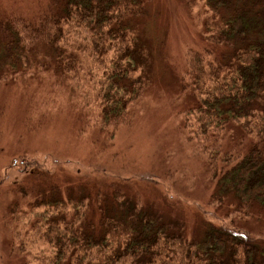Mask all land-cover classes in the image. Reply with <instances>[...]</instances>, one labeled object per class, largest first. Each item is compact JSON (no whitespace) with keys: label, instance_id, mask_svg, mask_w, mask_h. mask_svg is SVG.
I'll return each instance as SVG.
<instances>
[{"label":"rangeland","instance_id":"rangeland-1","mask_svg":"<svg viewBox=\"0 0 264 264\" xmlns=\"http://www.w3.org/2000/svg\"><path fill=\"white\" fill-rule=\"evenodd\" d=\"M47 5L48 0H0V20L9 15L34 19ZM143 7L136 20H128L129 38L109 44L101 57L82 53L61 78L38 68L35 60L49 55L44 44L28 50L27 75L20 64L9 71V62L1 59L8 72L0 78V264H53L55 242L42 236L53 219L69 214L84 231L93 228L90 233L100 240L110 232L104 250L92 252L91 259L79 253L76 264L97 262L119 250L124 235L117 231L115 189L134 211L178 226L188 241H200L210 227L227 229L249 237L258 256L264 255V213L246 217L232 197L218 194L211 180L214 162L181 132L182 111L198 99L185 86L186 53H225L220 15L205 0H144ZM131 27L143 39L148 60L134 72L124 48L131 50ZM59 29L63 48L80 44L84 31L74 18L63 20ZM117 71L131 81L148 71L150 82L138 101L119 91L128 103L126 114L132 108L130 125L102 127V92L109 87L116 92L110 77ZM233 125L222 135L223 151L240 147L238 140L248 141ZM49 195L52 206H42L40 198ZM111 219L116 225L103 231Z\"/></svg>","mask_w":264,"mask_h":264},{"label":"trees","instance_id":"trees-1","mask_svg":"<svg viewBox=\"0 0 264 264\" xmlns=\"http://www.w3.org/2000/svg\"><path fill=\"white\" fill-rule=\"evenodd\" d=\"M205 2L212 13L220 15L226 32L223 41L228 49L223 55H214L210 49L187 51L184 73L189 80L185 86L197 93L198 99L182 111L181 132L184 136L186 132L185 141L194 142L214 162L211 180L218 194L232 197L234 206L244 216L254 218L259 210L264 213V0ZM143 6L144 0H48L47 10L34 19L4 16L0 20V78L8 72L4 73L2 58L9 62V71L20 64L25 68L21 74L27 75L28 60L32 57V50H28L36 44H44L49 52L40 57L41 61L34 59L48 76L66 74L84 52L101 57L109 51V44H121L129 36L125 30L129 28L128 20H136ZM8 13L2 10V14ZM72 18L84 33L79 38L81 45L76 43L68 51L61 46V35L56 31L63 20ZM131 31V50L124 48L125 54L131 56L134 72L139 64H148V60L143 39L133 27ZM110 79L111 85L118 88L115 93H111L110 87L102 92L100 125L115 128L123 121L130 125L132 108L131 114H126L128 103L119 91L128 94L131 101H138L150 82L148 71L132 81L128 74L119 71L111 74ZM233 124L239 126L248 141L238 140L240 147L223 151L222 135L227 125ZM112 194L120 226L117 231L123 232L124 239L119 250L86 264H264V255L258 256L259 250L249 237L210 227L200 241H188L178 226L165 223L150 212L134 211L131 201H121L116 189ZM50 198L41 197L39 202L52 206ZM69 215L53 219L42 236L50 244L55 242L53 264H76L79 253L91 259L92 252L107 247L104 236L110 232H105L100 240L90 233L93 228L84 231L77 219ZM115 225L111 219L102 230Z\"/></svg>","mask_w":264,"mask_h":264}]
</instances>
